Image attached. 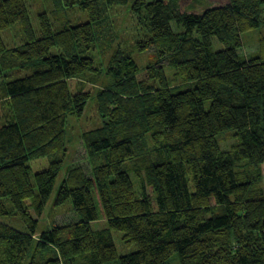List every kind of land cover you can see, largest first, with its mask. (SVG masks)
I'll list each match as a JSON object with an SVG mask.
<instances>
[{
	"label": "trees",
	"instance_id": "trees-1",
	"mask_svg": "<svg viewBox=\"0 0 264 264\" xmlns=\"http://www.w3.org/2000/svg\"><path fill=\"white\" fill-rule=\"evenodd\" d=\"M181 1H134L147 35L138 51L153 50L155 63L142 79L129 53H113L102 123L81 135L91 175L70 170L53 202L70 203L76 221L38 232L67 120L90 99L69 80L101 74L86 56L95 26L103 7L129 0H52L88 22L54 29L40 14L39 36L25 0H0V219L11 211L19 223L0 224V264H169L173 254L179 264H264V39L241 59L242 36L264 27V0H207L202 14ZM14 25L23 44L9 49L2 33ZM214 39L225 48L213 50ZM222 134L235 141L229 150ZM45 158L32 178L28 164ZM112 232L135 250L119 255Z\"/></svg>",
	"mask_w": 264,
	"mask_h": 264
},
{
	"label": "rangeland",
	"instance_id": "rangeland-1",
	"mask_svg": "<svg viewBox=\"0 0 264 264\" xmlns=\"http://www.w3.org/2000/svg\"><path fill=\"white\" fill-rule=\"evenodd\" d=\"M134 1L135 0H129L126 6L111 5L103 7L101 23L95 26L97 43L94 45L93 49L86 54V56L93 59L95 67L99 69V73L101 74L96 76L87 72L82 78L69 80L71 92L88 93L90 99L80 118L70 115L67 120L65 128V159L55 182L51 198L41 217H38V232L49 229L53 225L64 226L76 221L70 203H66L61 207H53V202L58 188L70 170L80 169L85 175H91L90 161L83 148L81 135L86 131L100 127L102 123L100 115L97 112V97L100 93H108V87L111 86V81L106 77L104 70L107 69L113 53L118 49L129 53L136 62L140 70L138 76L142 79H146L144 73L145 68L155 63L156 53L153 50L149 49L144 53L138 51V43L146 41L147 35L138 25L136 18L133 17L131 13V7ZM187 1L191 2L188 7L186 6L188 5ZM25 3L29 12L31 25L37 36H39L38 16L40 14L46 15L50 19L54 29H60V27L62 28V26H67L68 24L70 26H76L88 22L86 14L78 8L67 11L66 13L56 12L52 0H25ZM181 4L187 7L188 12L197 14H202L209 8V2L207 0H182ZM173 30L177 32V28L174 25ZM262 36H264V28L251 30L242 36L245 44L244 50H241L242 60L253 58L255 55L253 54L254 51L251 52L253 45L258 43ZM2 38L9 49L23 44V37L19 25H14L4 31L2 33ZM212 48L213 50H220L225 47L214 39ZM55 52L56 49H53L50 54H54ZM165 73L168 80L172 82L174 70L168 67L165 68ZM1 83L2 80L0 78V90ZM0 115L2 116L1 108ZM232 144H235V141L231 138L230 134H222L220 136V146L222 149L229 150ZM48 166L49 160L46 158L31 161L28 164L31 177L33 178L36 173L47 169ZM9 213L6 219H0V224H7L8 226L19 228V223L14 212L10 211ZM93 227L94 230H97L99 227H104V225H101L100 221L98 224L95 223ZM112 234L119 255L128 254L135 250L134 245L129 248L125 246L121 233L112 232ZM112 264L118 263L114 262ZM169 264H179L176 254L172 255Z\"/></svg>",
	"mask_w": 264,
	"mask_h": 264
},
{
	"label": "crops",
	"instance_id": "crops-1",
	"mask_svg": "<svg viewBox=\"0 0 264 264\" xmlns=\"http://www.w3.org/2000/svg\"><path fill=\"white\" fill-rule=\"evenodd\" d=\"M262 28H264V27H262ZM264 39V36H262L260 39H259V41L260 40H263ZM263 50H264V42H263Z\"/></svg>",
	"mask_w": 264,
	"mask_h": 264
}]
</instances>
